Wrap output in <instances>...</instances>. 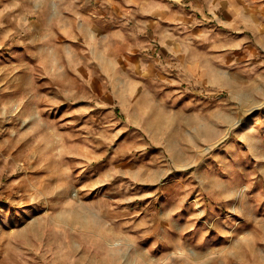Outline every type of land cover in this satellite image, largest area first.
<instances>
[{"label": "rangeland", "instance_id": "374dc122", "mask_svg": "<svg viewBox=\"0 0 264 264\" xmlns=\"http://www.w3.org/2000/svg\"><path fill=\"white\" fill-rule=\"evenodd\" d=\"M225 2L0 0V264H264V71L150 74L153 20L132 48Z\"/></svg>", "mask_w": 264, "mask_h": 264}, {"label": "crops", "instance_id": "0c3cea01", "mask_svg": "<svg viewBox=\"0 0 264 264\" xmlns=\"http://www.w3.org/2000/svg\"><path fill=\"white\" fill-rule=\"evenodd\" d=\"M237 3L241 0L232 6L226 3L228 10H223V15L216 13L217 16L213 6L209 12L215 16L214 25H204L197 16L169 4L159 5L146 17L141 16L142 21L137 18L140 26L138 33L132 35L135 40L132 48L141 51L150 47L151 33L163 39L158 56L137 52L143 70L163 75L164 64H167L176 69V81L207 79L211 87L218 89L216 81L221 79L225 85L222 77L232 70L248 73L258 68L264 71V55L259 56L260 48L264 50V12H251L245 3L243 6L235 5ZM149 20L156 21L151 33L144 32L150 27ZM178 33L186 34L185 38L170 39ZM193 46L199 49L200 58L191 55Z\"/></svg>", "mask_w": 264, "mask_h": 264}, {"label": "bare ground", "instance_id": "6f19581e", "mask_svg": "<svg viewBox=\"0 0 264 264\" xmlns=\"http://www.w3.org/2000/svg\"><path fill=\"white\" fill-rule=\"evenodd\" d=\"M26 26H28V25H26ZM31 26V25H30ZM28 28H29V26H28Z\"/></svg>", "mask_w": 264, "mask_h": 264}]
</instances>
